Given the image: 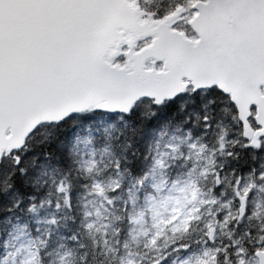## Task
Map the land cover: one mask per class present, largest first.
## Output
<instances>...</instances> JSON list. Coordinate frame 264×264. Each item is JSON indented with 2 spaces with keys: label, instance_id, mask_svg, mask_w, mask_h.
<instances>
[{
  "label": "snow or ice",
  "instance_id": "1",
  "mask_svg": "<svg viewBox=\"0 0 264 264\" xmlns=\"http://www.w3.org/2000/svg\"><path fill=\"white\" fill-rule=\"evenodd\" d=\"M0 264H264V0H0Z\"/></svg>",
  "mask_w": 264,
  "mask_h": 264
}]
</instances>
